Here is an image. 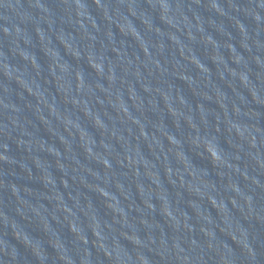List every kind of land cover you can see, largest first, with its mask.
I'll use <instances>...</instances> for the list:
<instances>
[{"label":"water","instance_id":"water-1","mask_svg":"<svg viewBox=\"0 0 264 264\" xmlns=\"http://www.w3.org/2000/svg\"><path fill=\"white\" fill-rule=\"evenodd\" d=\"M176 264H264V151L209 216Z\"/></svg>","mask_w":264,"mask_h":264}]
</instances>
